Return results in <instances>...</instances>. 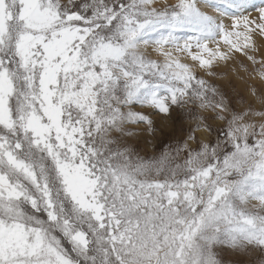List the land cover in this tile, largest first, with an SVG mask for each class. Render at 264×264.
Instances as JSON below:
<instances>
[{
  "label": "snow or ice",
  "instance_id": "snow-or-ice-1",
  "mask_svg": "<svg viewBox=\"0 0 264 264\" xmlns=\"http://www.w3.org/2000/svg\"><path fill=\"white\" fill-rule=\"evenodd\" d=\"M0 264H264V0H0Z\"/></svg>",
  "mask_w": 264,
  "mask_h": 264
},
{
  "label": "rangeland",
  "instance_id": "rangeland-1",
  "mask_svg": "<svg viewBox=\"0 0 264 264\" xmlns=\"http://www.w3.org/2000/svg\"><path fill=\"white\" fill-rule=\"evenodd\" d=\"M172 2H174V0H172ZM168 136V130H166L165 136L162 137H158L157 140L154 142L156 147H159V143L161 139H165ZM175 139H168V144L175 146ZM148 153H151L153 151V147L151 145H149L146 149H145Z\"/></svg>",
  "mask_w": 264,
  "mask_h": 264
}]
</instances>
